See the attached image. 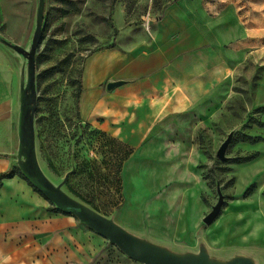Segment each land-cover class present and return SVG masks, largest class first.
<instances>
[{
    "label": "rangeland",
    "instance_id": "1",
    "mask_svg": "<svg viewBox=\"0 0 264 264\" xmlns=\"http://www.w3.org/2000/svg\"><path fill=\"white\" fill-rule=\"evenodd\" d=\"M169 1L0 0V59L10 64L22 92L35 45L27 95L37 163L63 195L149 248L189 264H264V0L209 4L223 12L215 23L238 48L236 75L166 134L165 157L152 147L135 152L80 118L77 91L86 56L115 44L123 27H148ZM228 137L221 160L216 153ZM25 162L23 146L13 171L31 183ZM218 190L219 213L205 224ZM102 238L86 264H143Z\"/></svg>",
    "mask_w": 264,
    "mask_h": 264
},
{
    "label": "crops",
    "instance_id": "2",
    "mask_svg": "<svg viewBox=\"0 0 264 264\" xmlns=\"http://www.w3.org/2000/svg\"><path fill=\"white\" fill-rule=\"evenodd\" d=\"M212 1L171 0L148 27H123L115 44L90 52L80 78L82 122L135 152L152 147L165 157L166 134L236 75L238 48L221 34L215 22L223 12ZM15 79L0 59V174L20 167L22 86ZM32 186L18 174L0 177V264L92 261L102 236L72 214L51 211Z\"/></svg>",
    "mask_w": 264,
    "mask_h": 264
},
{
    "label": "water",
    "instance_id": "3",
    "mask_svg": "<svg viewBox=\"0 0 264 264\" xmlns=\"http://www.w3.org/2000/svg\"><path fill=\"white\" fill-rule=\"evenodd\" d=\"M40 4L43 0H39ZM39 29L37 30V35ZM35 45H33L28 53V87L22 92V118H21V140L26 154V162L24 164L25 171L31 177V183L38 188L44 196L58 209L68 214L76 216L80 221L85 223L90 229L97 232L99 235L106 238L108 241L115 244L124 254L130 258L141 262L143 264H189L177 258L163 254L157 250L149 248L144 244L138 242L136 239L125 234L124 232L115 228L108 221L97 215L95 212L71 201L60 190L53 186L44 176L39 168L35 155L34 131H33V106L30 96L27 95L28 88H32L34 84L35 75ZM117 85V83H110L108 88ZM230 141L228 137L218 148L216 156L223 160L225 159L224 152ZM223 202V196L218 190V201L212 207V210L203 218L205 224H210L218 215L220 207ZM199 264H206L200 261ZM229 264H253L244 259H237L231 261Z\"/></svg>",
    "mask_w": 264,
    "mask_h": 264
},
{
    "label": "trees",
    "instance_id": "4",
    "mask_svg": "<svg viewBox=\"0 0 264 264\" xmlns=\"http://www.w3.org/2000/svg\"><path fill=\"white\" fill-rule=\"evenodd\" d=\"M81 78V77H80ZM81 91H82V86H81V81L79 80V85H78V91H77V101H78V106H79V97H80V94H81ZM103 133V132H101ZM128 154H131V151L128 152ZM124 160V158H123ZM17 173L13 171V168L8 171V172H4V173H1L0 174V177H3V178H9V177H13L14 175H16ZM22 178H24L22 175H20ZM116 183L119 184V179L116 180ZM37 192H39L41 195L44 196V194L38 189L36 188L35 186H32ZM45 197V196H44ZM46 198V197H45ZM47 199V198H46ZM48 200V199H47ZM51 211H56V212H61V213H66V212H63L61 211L60 209L58 208H50Z\"/></svg>",
    "mask_w": 264,
    "mask_h": 264
}]
</instances>
